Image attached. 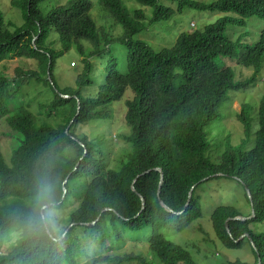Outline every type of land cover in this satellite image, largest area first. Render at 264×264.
I'll use <instances>...</instances> for the list:
<instances>
[{
    "label": "trees",
    "instance_id": "1",
    "mask_svg": "<svg viewBox=\"0 0 264 264\" xmlns=\"http://www.w3.org/2000/svg\"><path fill=\"white\" fill-rule=\"evenodd\" d=\"M132 1L148 9L150 16L140 9L128 10L121 0H99L102 11L123 30L117 38L96 27L88 0H67L64 6L47 13L39 8L46 0H21L23 24L18 28L6 23L0 11V63L8 58L36 63L35 70L17 69L13 79L0 75V117L20 137L8 163L0 153V264H78L82 258L86 259L82 264H154L132 253L87 255L94 246L104 247L108 241L120 243L126 232L144 228L152 232L147 245L158 264H195L184 249L154 233H181L199 220L202 214L197 191L219 179L247 187L254 217L233 221L242 217L235 209L214 208L210 222L216 240L227 250H239L244 242L250 244L249 238L255 248L254 264L256 254L264 264V230L254 228L264 224V96L255 121L249 117L252 108L242 106L237 119L243 128V140L236 147L227 140L220 157H208L210 144L204 132L208 125L221 121V108L230 100L228 93L252 85L262 67L264 29L238 61L253 71L250 79L235 82L232 68L219 60L231 61L241 50L240 42L227 36L230 28H242L252 18L264 22V0H215L210 4ZM166 4H175L176 10ZM185 9L221 17L201 31L179 34L170 48L158 52L144 42H133L134 37L146 32V26L166 23ZM52 35L56 36L58 50L50 39ZM115 46L123 47L124 53H117ZM71 51L77 54L80 71L76 74L71 69L74 86L61 88L55 82L54 70L58 60ZM123 61L124 73L120 69ZM103 62L101 84L96 86L94 97L88 98L84 90L97 84V63ZM21 78L50 90L52 97L41 110L53 124L37 122L21 105L10 106L21 93ZM127 90L133 97L124 103L129 133L123 140L130 151L120 160L118 169L111 170L104 153L76 136L74 129L109 120L111 105ZM251 136L254 143L248 148ZM67 151H72L71 158L64 156ZM155 169L161 170V182ZM43 172L52 173L58 180L59 209L72 208L63 221L62 233L52 239L27 235L13 219V209L23 205L36 176ZM217 175L221 176L214 177ZM204 179L208 180L202 182ZM12 229L18 239L2 252L3 238Z\"/></svg>",
    "mask_w": 264,
    "mask_h": 264
},
{
    "label": "rangeland",
    "instance_id": "2",
    "mask_svg": "<svg viewBox=\"0 0 264 264\" xmlns=\"http://www.w3.org/2000/svg\"><path fill=\"white\" fill-rule=\"evenodd\" d=\"M21 0H0V11L3 14L6 23L18 28L23 24L22 11L19 8ZM67 0H46L39 8L43 13H47L52 8L64 6ZM91 4V17L96 23L97 28H102L112 37L117 38L122 36L123 30L120 26L114 24L112 19L102 11L99 0H88ZM197 3L210 4L215 0H191ZM122 4L128 10H143L145 15L150 16V11L141 8L132 0H121ZM176 10L175 4H166ZM221 15L210 12L197 11L195 9H185L181 15H176L173 19L162 24H153L146 26V32L141 33L133 38V42L141 41L146 43L154 52L162 49L170 48L176 38L181 33H191L193 31H201L204 27L214 24ZM264 29V22L255 18L246 21V25L242 28H230L227 31V36L235 41L240 42L241 47L236 52L233 60H219L220 64L230 66L234 74V81L250 79L253 75L251 69H246L239 65L244 49L252 47L258 40L261 30ZM13 29H11L12 31ZM51 41L54 42V48L59 49L55 35L51 36ZM117 53H124L123 47L115 46ZM77 54L70 52L65 54L57 62L54 70V79L56 84L61 87L74 86L75 73L71 69H75L76 74L80 71L77 61ZM72 59V60H71ZM72 62L75 64L72 65ZM106 62L97 63V79L95 86L87 88L84 93L88 98H93L96 94V86L101 84V75ZM35 70L36 63L26 59L8 58L0 63V75L7 79H13L16 75L15 71ZM121 72H125L124 61L121 63ZM178 82V78L175 83ZM21 85V93L17 95L16 101L10 106H23L32 114L37 122H49L52 120L45 119L46 113H43L41 106L49 101L52 97L50 90L44 86L34 85L33 82L27 83L26 79L18 80ZM230 100L225 104L220 111L221 121L208 125L205 129L206 139L210 144V160L220 157L225 152L226 141L229 145L236 147L243 140V128L239 123L237 116L241 114L242 106L249 105L252 108L250 119L255 121L256 109L264 96V62L260 71L255 76V81L248 88L238 93H228ZM132 94L127 90L123 98L111 105L110 110L112 116L106 121H93L86 125L77 126L74 129V134L94 146L95 151L104 153L105 163L111 170L118 169V163L130 151V147L123 140V137L129 133L124 122L125 106L124 103L132 99ZM48 123V124H49ZM256 127L253 128L254 132ZM253 136L250 138V145L253 146ZM20 137L12 132L7 126L5 119L0 117V153L6 163L14 150L18 147ZM72 151L64 153L66 158L72 157ZM199 202L201 205V218L193 222L186 230L181 233H175L168 230H160L154 234L162 236V238L182 249H184L191 257L195 264H226L229 262L240 261L245 264H254L255 258L252 252V247L247 242H244L239 250H227L223 248L216 240L212 231L210 215L214 208L218 206H227L235 209L242 218H247L251 215L249 202L246 198L243 187L234 180L219 179L204 184L197 191ZM72 208L60 210L63 221L66 219L68 212ZM257 231L264 230V224L254 227ZM152 232L149 228H144L137 232H126L123 241L116 243L113 241L106 242L104 247H93L88 249L89 257L105 256V255H125L137 254L142 255L149 262L158 264L157 259L149 252L147 242L151 237ZM18 239V233L12 229L9 230L2 243V252L7 250L8 246L12 245ZM110 250H109V249ZM108 249V250H107ZM108 251V252H107ZM86 259L82 258L78 264H82Z\"/></svg>",
    "mask_w": 264,
    "mask_h": 264
},
{
    "label": "clouds",
    "instance_id": "3",
    "mask_svg": "<svg viewBox=\"0 0 264 264\" xmlns=\"http://www.w3.org/2000/svg\"><path fill=\"white\" fill-rule=\"evenodd\" d=\"M59 183L50 172L38 174L23 205L13 209V219L21 230L37 239H52L64 228L58 207Z\"/></svg>",
    "mask_w": 264,
    "mask_h": 264
},
{
    "label": "water",
    "instance_id": "4",
    "mask_svg": "<svg viewBox=\"0 0 264 264\" xmlns=\"http://www.w3.org/2000/svg\"><path fill=\"white\" fill-rule=\"evenodd\" d=\"M47 80L49 81V83L52 85V82H51V78H50V75H49V69H47ZM78 110H79V108H77V113H78ZM72 122L73 121H71L70 122V124H69V126L67 127V129H66V132H68V130H69V127H70V125L72 124ZM154 171H156V172H158L159 174H160V182H161V180H162V178H163V176H162V173H161V170H159V169H155ZM221 175H217V176H214V177H220ZM208 179H204L202 182H206ZM237 181H239L238 179H237ZM63 185H65V182H64V184ZM194 188L195 187H193V188H191V190L189 191V193H188V200H187V204L185 205V208L188 206V204H189V202H190V198H191V194H192V192H193V190H194ZM159 189H160V187H159ZM243 189H244V191H245V194H246V197H247V199H248V201H249V205H250V209H251V215H250V218H242V217H236V218H234L233 219V221H246V220H249V219H252L253 217H254V212H253V206H252V201H251V197H250V192H249V190L247 189V187H245L244 185H243ZM132 191L134 192V189L132 188ZM66 193V191H65V189H63V195ZM158 194H159V192H158ZM157 194V195H158ZM140 201H141V204H142V207H143V205H144V203H143V200H142V198H140ZM159 204H160V206L161 207H165L164 205H163V203L159 200ZM72 226V225H71ZM70 226V227H71ZM226 230H227V228H226ZM227 233H228V235H229V232L227 231ZM243 238H244V236L243 237H241L238 241H236L235 243H238V242H240L241 240H243ZM248 241H249V243H250V245H251V247L255 250V248H254V246H253V244H252V242H251V240L248 238ZM257 255V264H261V261H260V259H259V256H258V254H256Z\"/></svg>",
    "mask_w": 264,
    "mask_h": 264
}]
</instances>
